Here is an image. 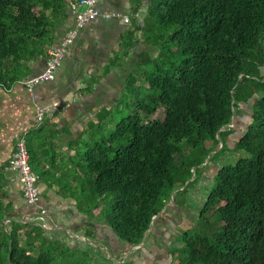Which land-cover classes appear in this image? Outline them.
<instances>
[{"label":"trees","instance_id":"16d2710c","mask_svg":"<svg viewBox=\"0 0 264 264\" xmlns=\"http://www.w3.org/2000/svg\"><path fill=\"white\" fill-rule=\"evenodd\" d=\"M63 7L64 0H0L6 87L22 76L23 61L46 53L50 14ZM144 31L150 51L141 54L122 96L133 98L134 109L117 122L113 110H101L80 151L84 172L73 197L90 213L113 193L106 219L139 245L192 168L220 142L209 161L238 138L235 147L249 155L217 168L200 218L208 228L182 241L188 264H264V0H151ZM121 100L118 111L128 107ZM242 106L250 122L230 126ZM183 141L192 151L178 161ZM3 209L0 203V264H57L43 227L18 221L8 227ZM209 210L215 218L204 217Z\"/></svg>","mask_w":264,"mask_h":264},{"label":"crops","instance_id":"0c3cea01","mask_svg":"<svg viewBox=\"0 0 264 264\" xmlns=\"http://www.w3.org/2000/svg\"><path fill=\"white\" fill-rule=\"evenodd\" d=\"M72 1L64 0L60 11L52 14L48 11L52 19V42L46 53L23 61L22 76L9 87L0 82V203L4 208L3 221L8 227L13 221L41 226L53 244H65L91 253L94 263L102 262L103 252L113 262L122 263L130 254L126 249L128 242L124 240L123 243L114 236L112 225L106 219L101 221L99 209L92 216L82 210L73 194L79 188L78 182L84 172L79 165L84 162L80 151L97 126L101 110L117 108L127 79L138 68L141 54L150 51L144 26L151 0H100L102 13L121 15L108 19L99 16L89 22L68 49L56 77L38 83L31 93L23 81L45 69L49 48L58 44L74 25ZM53 102H58L53 113L38 122L36 104ZM246 109L247 106H242L238 110L236 126L239 129L245 127L242 117L247 114ZM231 124H236L235 116ZM20 138L27 140L30 161L39 176L40 198L34 206L26 203L19 175L9 166ZM173 204H167L158 213L145 242L138 247L144 248L153 232L158 234L155 238L164 240L163 250L174 254L171 248L179 235V231L175 232L180 224L177 222L186 225V220L182 218L175 222L173 215H180L186 205L181 207L178 201ZM42 210H45L44 214ZM114 240L118 244L116 247ZM129 246L134 252V246ZM168 263L173 264L172 261Z\"/></svg>","mask_w":264,"mask_h":264},{"label":"rangeland","instance_id":"374dc122","mask_svg":"<svg viewBox=\"0 0 264 264\" xmlns=\"http://www.w3.org/2000/svg\"><path fill=\"white\" fill-rule=\"evenodd\" d=\"M261 74L264 76V66L263 69L261 70ZM132 100L133 98L128 95L122 97L121 104L125 105L128 102V107H125L124 109L119 111L118 108L113 110L114 111L113 114L115 116L116 122L122 119V117L132 113V109H134L132 105ZM250 105L251 104H248L247 106L250 107ZM162 115L163 113L160 110L154 115V117H161ZM242 118L244 119L243 124H245V126L251 120L249 119V114H245ZM230 126L236 127V124ZM113 128L116 129L115 126H113ZM237 139L238 138H236V140L234 138L231 139L229 141L230 147H227V149L222 154L216 156V158L213 157V159H211L210 161H209V157L213 156L220 149L222 142H220V144L217 147L216 143L212 141H208L209 147H217L218 149L212 150L211 153L206 157L205 162L202 163L200 166L195 165L192 168L193 171L192 177L189 178L182 187L178 189L177 188L174 189L176 191L171 194L169 201H167V203L165 204V206L167 204L169 206L173 203H174L173 205H175L176 202L178 201V205H180L181 207L183 205H186L183 207L185 209L184 211H181L180 215L179 214L175 215V213L173 215L174 216L173 219L175 222H177L182 218L186 220V225H183V223H181L182 222L181 220H180L181 222H177L178 224L179 223L180 224L176 228L177 230H175V232L179 231V235L178 237H176L177 241L173 244V247L171 248L174 254H169L170 252H168L167 249L166 251L163 250L164 240L160 238H155L158 234L157 233L153 234V232L151 231L152 234L149 235L150 237L147 239L146 246L144 248L142 247L135 248L134 246V252L133 251L131 252V249L133 250V247H130L129 243H126L127 252L130 251V254L128 256V259L124 260L122 263L113 262L112 259L106 256V254L103 251H102L103 252L102 262L94 263L92 261L91 253H84L82 250L81 251L78 249L76 250L73 249L72 247H68L65 244H60V243L54 244L55 246L51 248L53 256L55 257L54 262L57 264H169L168 261H172L173 264H188L187 251L184 248L182 237L185 233H189L190 235H195L201 231L207 230L208 226L205 224L204 220L200 218H201L202 208L207 199V195L214 183L215 180L214 174L217 171V168L220 167L223 163L225 164L234 163L235 160H237L238 158L247 157L249 155L247 152L243 150H237L234 143L235 141H237ZM181 145L183 147V152L181 154L182 156H179V158L177 159L178 161L181 160V157L182 160L187 159L188 157L187 153H190L192 151L191 147L187 146L185 141H183ZM185 187H187L186 191H184ZM112 197H113V193H110L106 201L100 206L99 211H100L101 221H104L106 219L107 209L111 212ZM84 202H86V200H84ZM93 212H90L89 214L92 216ZM212 216H214V218L216 217L213 210H209L204 215V217H212ZM162 218H164L163 215ZM211 228H215V226H211ZM40 230L41 228L38 229L37 231ZM208 231L211 230L209 229ZM43 233L45 234V231ZM115 233L116 234L114 236H117L123 243H125V241L121 239V237H119L116 231ZM106 235H108V233H106ZM110 240L113 241V239ZM24 241H25V235L24 233H22V242ZM113 243L115 244V247L118 246L115 240ZM141 245L142 244H139V246ZM35 253H37V250L35 251Z\"/></svg>","mask_w":264,"mask_h":264},{"label":"built area","instance_id":"2783aa9c","mask_svg":"<svg viewBox=\"0 0 264 264\" xmlns=\"http://www.w3.org/2000/svg\"><path fill=\"white\" fill-rule=\"evenodd\" d=\"M99 2L100 0H74L70 3L75 13V23L58 44L49 48L45 69L36 75L27 77L23 81L31 93L34 92V88L38 83L50 81L56 77V71L61 65L65 54L89 22L99 16L108 19L121 15L120 13L114 12L102 13ZM125 18L128 19L127 17ZM56 106H58V102L36 104L35 112L37 121L43 122L48 115L53 113L52 111ZM9 166L19 175L26 203L30 206L36 205L40 198L39 176L32 167L29 148L25 138H20L17 141L16 149L9 160ZM44 213L45 210H42V214Z\"/></svg>","mask_w":264,"mask_h":264},{"label":"water","instance_id":"95a60500","mask_svg":"<svg viewBox=\"0 0 264 264\" xmlns=\"http://www.w3.org/2000/svg\"><path fill=\"white\" fill-rule=\"evenodd\" d=\"M230 125H232L231 123H230ZM225 127H223L222 129H224ZM176 190H174L172 193H174ZM160 213V212H159ZM158 216V214H156L154 217H153V219H152V223L154 222V220L156 219V217ZM152 223H151V225H152ZM113 227V226H112ZM151 227V226H150ZM114 228V227H113ZM115 230V229H114ZM150 230V228L144 233V236H143V241H142V243H144V241L146 240V235H147V233H148V231ZM116 231V230H115ZM141 243V244H142ZM139 245H136L135 247H138Z\"/></svg>","mask_w":264,"mask_h":264}]
</instances>
